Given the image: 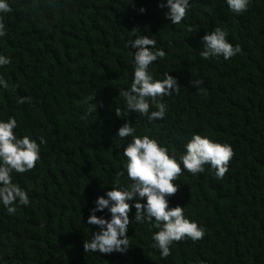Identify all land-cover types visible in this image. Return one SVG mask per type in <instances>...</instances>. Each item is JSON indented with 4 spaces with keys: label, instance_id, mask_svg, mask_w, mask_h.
<instances>
[{
    "label": "trees",
    "instance_id": "16d2710c",
    "mask_svg": "<svg viewBox=\"0 0 264 264\" xmlns=\"http://www.w3.org/2000/svg\"><path fill=\"white\" fill-rule=\"evenodd\" d=\"M0 264H264V0H0Z\"/></svg>",
    "mask_w": 264,
    "mask_h": 264
}]
</instances>
